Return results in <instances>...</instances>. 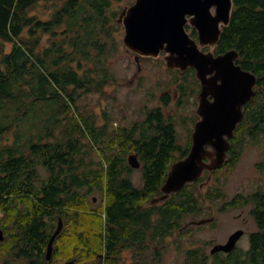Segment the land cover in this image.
Instances as JSON below:
<instances>
[{
  "label": "trees",
  "instance_id": "1",
  "mask_svg": "<svg viewBox=\"0 0 264 264\" xmlns=\"http://www.w3.org/2000/svg\"><path fill=\"white\" fill-rule=\"evenodd\" d=\"M113 1L0 0L3 260L140 264L143 256L156 258L161 245L167 247L166 238L183 230L186 218L196 217L190 211L193 192L187 188L149 203L150 197L162 194L168 162L173 160L168 159L173 144L168 129L160 135L134 131L132 125L142 124V118L113 129L106 112L104 122L97 123L78 111L79 95L103 92L104 85L115 80L105 63L118 49L120 23ZM46 35L48 44L43 47ZM218 49H235L240 65L257 76L256 107L246 105L242 125L256 130L260 140L259 133L264 132V0H233ZM31 110L48 115L35 126L26 125ZM21 128L30 135V141L23 143L25 149L16 141L13 145L3 142L9 135L17 140ZM86 136L88 144L81 139ZM132 152L142 162L139 187L130 180L135 169L127 158ZM178 154L182 157L186 152ZM238 157L239 153H232L225 167H233ZM96 192L101 201L93 206L95 196L89 195ZM59 217L63 227L46 259L47 242ZM150 243L160 247L150 249ZM125 250L131 254L127 262L120 261ZM198 258L196 249H189L182 264H201Z\"/></svg>",
  "mask_w": 264,
  "mask_h": 264
},
{
  "label": "water",
  "instance_id": "2",
  "mask_svg": "<svg viewBox=\"0 0 264 264\" xmlns=\"http://www.w3.org/2000/svg\"><path fill=\"white\" fill-rule=\"evenodd\" d=\"M232 6L233 0H135L118 15L117 21L124 26L122 42L136 57L156 56L166 42L164 49L169 53L165 56L167 66L180 67L181 70L195 66L202 84L199 94L202 118L196 123L192 147L184 158L171 165L160 188L162 194L152 199V203L163 201L171 192L180 190L186 183L199 177L204 169L211 170L227 160L229 142L226 138L221 141V138L223 134L226 137L232 135L242 119L243 105L255 93L257 76L234 63L238 54L235 49H228L217 56L213 55L211 49L207 52L200 49L206 41L211 48L214 46L222 26L229 22ZM186 15H189L190 24L197 29L198 41L185 31ZM135 61L139 65L138 58ZM209 91L212 92L213 101L207 109L204 99ZM205 144L213 145L214 150L206 152L203 149ZM205 156L209 161L203 160ZM127 160L131 167L139 166L136 154H129ZM204 221L201 219L196 223ZM62 227L63 221L59 217L47 242L46 259L51 257L54 239ZM237 235L234 233L226 243L215 245L211 252L230 250ZM4 237L0 225V241ZM73 263L74 259L63 264Z\"/></svg>",
  "mask_w": 264,
  "mask_h": 264
},
{
  "label": "flooded vegetation",
  "instance_id": "3",
  "mask_svg": "<svg viewBox=\"0 0 264 264\" xmlns=\"http://www.w3.org/2000/svg\"><path fill=\"white\" fill-rule=\"evenodd\" d=\"M131 4L132 3H130L128 6H130ZM186 18L187 21L184 24L186 33L191 38L198 41L197 29L193 25H191L190 22L188 21L189 15H186ZM120 25L122 26V29L124 31L123 24L120 23ZM219 37L212 48L208 44V41H206L205 42L206 44L200 46V49L204 52H207L211 49L214 56L223 54L228 49L227 50L218 49ZM166 45H167L166 42L163 43V45H161L159 49V53L156 56L140 55L139 57H136V54L132 50L126 48L125 46L124 47L126 50H129L133 54L134 61L135 58H138L139 60V65L135 61L136 71L133 74L131 80L137 79V77L140 78L139 75L143 70L141 61L148 60L150 58H158L162 56L165 67L167 68L165 72L169 74L168 83L172 85H176L174 97H172L168 93H164L163 95L160 94L159 97L152 95V93H148L149 96L144 98L146 103L144 104L143 107L144 109L142 116L143 123L132 125V129L134 131H139L144 129L150 132L157 133L159 135L163 134L162 133L163 130L165 131L166 129H168L170 131V136L172 137L173 144L168 148L169 152L171 151L170 153L172 154L168 157V159L173 158V160L168 162V167H169L168 171H169L171 165L176 161L184 158L192 147L193 132L195 130L196 123L198 122V120L202 118L201 114L199 113V109H200L199 94L202 90V84H201V79L197 76L195 66L190 65L185 70H181L180 67L167 66L165 56L169 53L164 49ZM238 57H239V53L237 54V57H235L234 63L240 65V63L237 61ZM206 76L208 77L209 74H207ZM219 82L220 80H218V83ZM256 87L257 85L254 86L255 93L257 89ZM255 93L250 98V100L243 105L242 119L237 123L236 127L233 129L232 135L226 137V135L223 134L221 138V141L222 139L223 141H225L226 138L229 142L227 147V160H229L232 153H239L240 155L246 144H253V143L255 144L258 142L257 131L252 128H249V130H247L245 128L247 124H245L244 126L242 125L243 122H246L245 121L246 105L250 103V106L253 105V109L255 110L256 107V101L254 97ZM183 95H189L190 97L189 100L185 101ZM150 96L151 98H149ZM173 99L174 102L176 103L172 106L171 103L173 102ZM212 101H213L212 92L209 91L206 98L204 99L205 108L208 109ZM188 102H190L189 105H190L191 113L189 114V117H185V115L181 117V121L179 123L180 128L178 130L177 129L178 123L176 121L177 118L174 116V114L177 113L179 109H184V106ZM166 107H168V109L170 107V109L174 111L173 115L172 113L168 115L166 114L165 111V109H167ZM118 126L120 127L122 126V124L119 123ZM158 148L159 147H156V150ZM203 149L206 152H208V151H213L214 147L211 144H205ZM184 151L186 152V154L182 157L179 156L178 153ZM137 157H138V153H137ZM203 160L205 162L209 161L208 156L203 157ZM227 160L222 165L215 167L211 170L204 169L199 177H197L191 182L186 183L180 190L174 191V192H180L184 188L192 190L193 198L191 199L190 197L189 200L191 203L190 211L192 213H195L196 216L198 217L200 216L197 219H191L188 217L189 220H187L184 224H182V227H184L183 230L186 228L190 229V227L188 226H194V228H197V230L205 229V228L218 230L219 225H221L220 215L226 212L228 209L233 208L237 210L234 216L235 218L234 228L228 232L222 233L221 235L211 237L208 240H205V244L206 247L208 248V251L206 252V254L203 253V255L201 256L198 254L199 255L198 260L200 261L201 264H264V164L263 162H256L255 164L256 171L262 174L259 180L258 179L252 180L250 182L251 185H248L249 186L248 190L244 191L242 188L239 191L235 192L231 197L227 198V195L225 193L226 191L224 186V177L221 178L219 176V173L222 172L223 169H225L226 166L225 164ZM141 166H142V162L139 160V166L134 169H141ZM125 174L126 173H124V177H122L124 180L128 178L127 176H125ZM130 180L134 183L132 177H130ZM141 180L143 183L142 177ZM171 194H173V192H171L170 195ZM198 194L200 195L197 197ZM158 196L159 195L150 197L149 203H151L152 199H155V197ZM93 201L95 202V197L93 198ZM201 219L205 221L200 224H197L196 221ZM186 232L190 233V231L188 230H186ZM234 233H238V235L230 250L225 251L220 249L211 252V249L215 245L226 243L229 237ZM148 245L149 248L153 250H158V248L160 247L159 245L154 243H150ZM168 247L169 246L164 247L163 245H161L160 251L156 252V254H158L156 258L152 257L151 255L149 256V258L143 256L138 259L139 263L146 264L147 262H149L150 264H153L154 261L156 260L162 261L163 259L162 255L164 253L163 248L166 250ZM130 260L131 257L125 259L126 262Z\"/></svg>",
  "mask_w": 264,
  "mask_h": 264
},
{
  "label": "rangeland",
  "instance_id": "4",
  "mask_svg": "<svg viewBox=\"0 0 264 264\" xmlns=\"http://www.w3.org/2000/svg\"><path fill=\"white\" fill-rule=\"evenodd\" d=\"M134 1L135 0H114L112 8L118 11L119 15L120 11L125 6H128ZM46 15H43V18H45ZM123 33L124 31L120 25L119 30L116 33L118 38V49L115 53L113 52L105 59V63L110 70V73L115 76V80L110 77L112 79L104 85L103 92L87 91L79 95L76 100L79 108L78 111L84 116L86 115L87 117H92L95 121H97V123L104 122L105 119L103 116L104 112H106L110 119L109 126L113 129H118L119 123H121L122 126H130L133 121L140 120L142 118L144 110L143 107L146 103L144 98L149 96L148 93H152V95L158 97L160 94L163 95L164 93H168L172 97L175 96L176 85L168 83L169 74L165 72L167 68L165 67L162 56L141 61L143 70L139 75L140 78L137 77V79L131 80L136 71V63L133 59V54L124 47L122 42ZM48 37V35L44 37L43 47L48 44ZM67 49H69V47ZM183 97L185 101H188L190 98L189 95H183ZM149 98H151V96ZM175 103L176 102H174L173 99L171 105L173 106ZM189 103L190 102L184 106V109H179L178 112L174 114L177 118L176 121L178 123V130L180 128L179 123L181 121V117L183 115H185V117H189V114L191 113ZM166 108V114L168 115L172 113L173 115L174 111L171 110L170 107L169 109L168 107ZM47 115L48 114L42 110L39 112L31 110L30 114L27 116L25 124H31L32 122L35 126L38 120L41 119V121H43ZM81 124L84 127L83 123ZM68 126L70 127V125ZM19 131L20 137L17 140L14 135H9L7 138L3 139V142L13 145L16 141L19 142L18 145H20L22 149H25L27 145H23V143L30 141V135L24 130V128L19 129ZM259 136L261 138L257 143L246 144L244 146L243 151L239 155L238 160L235 162L233 167H225V169L219 173L221 178L224 177V186L227 198L231 197L235 192L242 188L244 191L248 190V185H251L250 182L252 180L260 179L262 174L256 171L255 164L256 162H263L264 164V132H260ZM81 139L85 142L84 144H88L90 138L86 136L81 137ZM1 149H3V145L0 140V150ZM39 169L41 174H44V170H42L40 166ZM130 176L134 180V184L136 186L139 187L142 185L140 169L133 170ZM199 195L200 194H198L197 197ZM89 196H95V202L92 201L93 206H98V204H100L99 202L101 201V196L98 192ZM236 212L237 210L232 208L222 213L220 215L221 225H219L218 230L207 228L197 230L194 226H188L190 229L186 228L180 232H175L172 237L168 236L166 238V242L164 241V244H167L169 247L166 250L163 249L164 253L162 255V261L156 260L153 264H182L187 256V250L189 249H196V253L199 255H203V253L206 254L208 248L206 247L205 240L233 229L235 225L234 216ZM199 217L191 216L189 218L197 219ZM0 218H2L1 213ZM189 218L185 219L183 224L189 220ZM186 230L190 231V233H187ZM128 252V250H125L120 254V261L122 259H128L131 256L130 252L129 254ZM149 256L147 258H149ZM0 264H19V261L15 260L14 257H8L3 260L2 255L0 254Z\"/></svg>",
  "mask_w": 264,
  "mask_h": 264
}]
</instances>
